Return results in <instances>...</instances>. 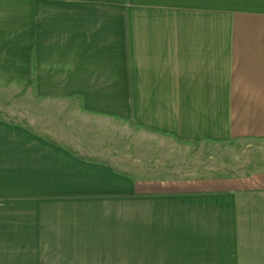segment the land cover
<instances>
[{"label":"crops","instance_id":"crops-1","mask_svg":"<svg viewBox=\"0 0 264 264\" xmlns=\"http://www.w3.org/2000/svg\"><path fill=\"white\" fill-rule=\"evenodd\" d=\"M5 89L58 113L0 116V264H264V164L178 159L264 139V0H0Z\"/></svg>","mask_w":264,"mask_h":264},{"label":"rangeland","instance_id":"rangeland-1","mask_svg":"<svg viewBox=\"0 0 264 264\" xmlns=\"http://www.w3.org/2000/svg\"><path fill=\"white\" fill-rule=\"evenodd\" d=\"M252 4L253 0H228L229 7L251 6ZM57 110L58 106L51 101H31L25 90H0L1 117L39 126L40 130L46 131L52 127L48 118L56 115ZM61 129L53 127V131ZM178 154L179 167L182 172L201 175H230L253 165L264 164V139L207 140L186 146L181 145ZM174 160L177 159L174 158Z\"/></svg>","mask_w":264,"mask_h":264}]
</instances>
